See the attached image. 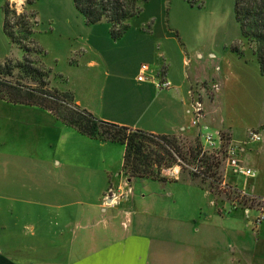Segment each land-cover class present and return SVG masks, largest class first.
<instances>
[{"label": "rangeland", "instance_id": "obj_1", "mask_svg": "<svg viewBox=\"0 0 264 264\" xmlns=\"http://www.w3.org/2000/svg\"><path fill=\"white\" fill-rule=\"evenodd\" d=\"M6 1L9 20L15 23L13 29L21 45L4 31ZM234 5L235 0H147L141 12L126 21L124 32L114 36L106 19L87 23L73 0H0V62L14 60L11 80L38 85L16 65L26 54L23 45H29L34 63L48 70V86L71 91L76 101L101 117V113L117 112L123 104L134 102L136 66L150 64L152 54L161 59L159 53L166 50L174 71L181 73L185 69L190 76L195 88L192 92L202 99L205 110L203 128L193 138L177 136L185 150L196 146L199 138L208 160L219 159L212 175L206 171L207 162L197 159L191 163L190 159L180 157L183 163L179 180L192 175L191 167L197 166L201 172H196V178L202 180L205 176L203 183L221 190L219 182L227 162L216 154L219 149L204 145L202 136L207 131L220 132L224 143L237 146L240 158L264 147V74L255 54L256 43L243 37ZM27 28L32 33H27ZM118 74L120 83L126 82L128 86L112 83ZM204 123L208 126L204 127ZM253 130L260 133V140H250ZM80 134L46 109L0 98V189L3 165L10 162L14 163L10 166L12 173L21 172L18 178L25 189L40 186L47 190L52 178L48 160L52 153L61 155L65 151L57 144H69L65 146L73 149L71 156H79L78 144H85L82 138H88ZM110 144V157L117 165L115 173L124 176V146L120 142ZM230 174L242 181L240 175ZM255 181V176H249L246 183ZM131 182L136 193L143 183L147 191H157L161 184L143 178ZM41 199L55 201L50 197ZM29 254L33 255L30 250Z\"/></svg>", "mask_w": 264, "mask_h": 264}, {"label": "crops", "instance_id": "obj_2", "mask_svg": "<svg viewBox=\"0 0 264 264\" xmlns=\"http://www.w3.org/2000/svg\"><path fill=\"white\" fill-rule=\"evenodd\" d=\"M152 55L148 73L163 68L173 86L162 89L151 80H138L136 66L134 102L100 116L193 138L203 128L204 117L193 124L197 93L192 92L190 76L185 69L174 71L166 50L159 53L161 59ZM120 77L112 83L128 86ZM78 132L90 139L82 138L85 144H78L82 156H71L73 149L65 146L69 144H57L65 151L52 153L48 160L52 171L48 191L40 186L25 189L18 178L21 172L10 169L14 163L3 165L0 264H264V220L255 221L264 197L263 146L241 157L256 170L253 184L246 183L252 175L236 173L227 163L221 190L191 175L181 181L179 169L166 180L144 177L161 184L157 191H147L143 183L136 193L123 167L124 176L115 173L110 143L118 142Z\"/></svg>", "mask_w": 264, "mask_h": 264}, {"label": "trees", "instance_id": "obj_3", "mask_svg": "<svg viewBox=\"0 0 264 264\" xmlns=\"http://www.w3.org/2000/svg\"><path fill=\"white\" fill-rule=\"evenodd\" d=\"M147 0H73L76 9L84 15L87 23H96L106 19L111 23L114 36H119L127 27V20L141 12ZM235 16L240 24L244 38L256 43L261 72L264 74V0H235ZM3 28L8 37L21 45L9 20L10 7L8 1L3 5ZM27 33L32 31L27 28ZM25 56L16 65L26 74L38 81L32 86L20 81H13V59L0 62V98L22 104L37 105L50 110L58 119L91 137L110 140L124 144L122 167L128 178H156L166 180L160 174L163 166L173 165L178 157L194 163L203 150V144L197 138L196 146H188L181 142L176 134H162L147 131L139 127L104 119L96 116L86 107L81 106L71 91H61L48 86V70L38 66L31 59L30 46L23 45ZM37 49V48H36ZM264 128V122L262 124ZM189 154V156H188ZM200 160L207 162L206 171L216 173L217 161H209L206 155ZM191 176L198 173L191 171ZM206 177L203 176V181ZM214 181V180H213Z\"/></svg>", "mask_w": 264, "mask_h": 264}, {"label": "built area", "instance_id": "obj_4", "mask_svg": "<svg viewBox=\"0 0 264 264\" xmlns=\"http://www.w3.org/2000/svg\"><path fill=\"white\" fill-rule=\"evenodd\" d=\"M201 56V53H199ZM149 65L147 63H142L139 67L137 73V79L141 81L151 80L158 88H170L173 86V82L170 78L166 76L164 72H158L155 74H149ZM215 87H218V83H214ZM193 124H198L205 116V110L202 99L197 96L193 99ZM250 140H260L261 135L257 131H250L249 133ZM204 145L211 146L214 149H219L216 154L222 155L223 159L232 167V169L236 173H242L245 175H256V170L252 167L247 166L244 161L239 157L237 146L230 143H224L223 137L220 132L214 133L211 131H207L203 136ZM225 144V145H224ZM206 153V148L203 147V150L200 155H204ZM200 157L198 160H200ZM182 160L178 157V160L175 164L169 166H163L160 170V174L166 178L175 177L179 171L181 170ZM191 169L195 172H201L197 166H192ZM113 198L116 197L115 193H112ZM262 206L260 207V212L257 215L255 221L256 223H260L264 220V197L260 198Z\"/></svg>", "mask_w": 264, "mask_h": 264}]
</instances>
